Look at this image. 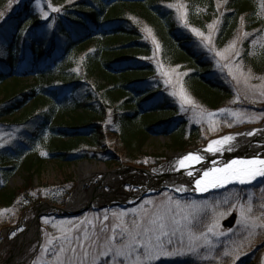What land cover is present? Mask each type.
Wrapping results in <instances>:
<instances>
[{
    "label": "trees",
    "instance_id": "16d2710c",
    "mask_svg": "<svg viewBox=\"0 0 264 264\" xmlns=\"http://www.w3.org/2000/svg\"><path fill=\"white\" fill-rule=\"evenodd\" d=\"M173 1L80 0L71 6L74 10L55 20L50 31L37 22L19 27L30 18V10L24 6L27 3L4 20L1 29L7 36L1 35L6 52L0 59V89L3 91L0 117L13 116L32 104L31 112L24 120L25 126L40 122L29 129L27 135L30 138L25 139L27 154L21 156L19 146L12 150L15 155L12 158L0 152V229L10 220L1 218L6 210L12 209L16 220L40 199L63 206V198L72 188V182L68 181L71 175L58 185H37L35 182V168L48 157L73 162L92 156L98 161L107 158L132 164L136 160L130 153L132 148L146 137L168 136L174 146L183 147L198 139L197 129H189L187 124L175 127L172 118L164 122L153 120L149 114L169 112L174 110V104L157 93H144L141 87L144 81L130 77L133 73H144L150 67L135 57L148 50L141 42L145 29H150L158 40L164 62L189 68L184 85L199 102L209 109H217L232 97L228 83L214 70V54L208 56L202 50L196 37L179 23L176 11L166 4ZM181 1L185 4L187 23L193 27L204 29L214 18L222 17L214 24L212 43L217 50H222L237 32L243 36L242 51L248 38L256 35L261 41L264 36V14L259 13L258 0ZM3 4L5 1L0 0V6ZM72 51L75 56L84 53L80 65L82 79L79 80H68V72L61 71V63L64 64ZM243 61L246 71L258 78L264 77V44L254 49L247 47ZM30 77L33 83L18 88L21 78ZM7 80L16 83L3 87ZM84 86L86 93L82 94ZM92 91L105 95L102 101L106 100L108 105L102 112L93 108L90 102ZM125 96L123 106L113 111L118 129L107 135L103 129L96 128V119L101 122L108 107ZM127 98L135 99V102L131 103ZM35 109L39 111L33 113ZM25 113L16 118L20 119ZM138 116L147 123L144 130L130 128ZM46 132L49 135L45 137ZM44 152L46 159L42 158ZM19 170L24 172L21 184L8 188V182ZM256 234L252 241L257 242V246L234 264L262 262L264 228ZM219 259L223 262V257ZM200 261L187 256L157 264H213L217 260ZM221 261L216 264H222Z\"/></svg>",
    "mask_w": 264,
    "mask_h": 264
},
{
    "label": "rangeland",
    "instance_id": "374dc122",
    "mask_svg": "<svg viewBox=\"0 0 264 264\" xmlns=\"http://www.w3.org/2000/svg\"><path fill=\"white\" fill-rule=\"evenodd\" d=\"M4 1L5 4L0 6V13H2L0 15V59L6 52L5 47L3 48L4 41L1 35H4V37L7 36V33L2 31L1 25L19 7H23L27 3L24 6H27L30 10V18L21 23L19 27L23 28L37 22L43 24V28L50 31L55 20L60 16L63 17L65 13L69 14V11L74 10L71 6L80 0ZM258 1L260 5L259 13L263 15L264 0ZM166 4L174 5L171 8L178 14L180 18L178 20L179 23L186 26L192 35L196 37L202 50L208 56L214 54V70L228 83L233 95L217 109H209L203 105L185 88L184 80L190 71L189 68L181 64L171 65L164 62L161 57L162 50L158 40L154 37L150 29H145L141 37V42L144 47L145 45L148 47V50L146 53L143 52L135 57L136 60L150 67L147 68L146 72L133 73L130 77L133 80L144 81L141 84L144 93H157L174 104V110H170L169 112H155L154 114H149L150 117L160 122L172 118L171 121L175 122L173 123L175 127L181 124H187L189 129H197L199 135L198 139L187 143L190 146L184 144V147L174 146L173 141L168 136H149L142 139L130 152L136 158L131 166L147 172L163 166L171 159V156L179 157L181 153L188 150H196L211 141L219 139L223 135L264 124V95H262L264 93V77L258 78V75L249 73L244 69L243 64L247 47L254 49L263 45L264 36L261 41L256 35L248 38L247 46L242 51L243 36L241 32H237L235 37L222 50H217L212 43L215 34L214 24L221 21L222 17L214 18L204 29L193 27L187 23L185 4L181 0H174ZM52 7L58 8L59 12L52 11ZM44 13L47 14V19L44 18ZM83 56L84 53L75 56L74 51H72L70 56L66 57V61H63L64 64L61 63V71L68 72L67 74H69L68 80L71 78H74V80L82 79L80 65ZM199 71L201 70L199 69ZM33 81L32 78H21L18 83V88L26 87L28 84L33 83ZM15 83L13 80H7L3 87ZM86 88L85 86L83 87L82 94L86 93ZM104 88H106L105 85ZM1 90L2 88L0 89V98L3 97V91ZM101 93L92 91L93 99H90V102L93 108L102 112L106 109L108 102L105 99V101H102L105 95L102 96ZM136 97L139 99V95H136ZM184 97L189 98L192 103H186ZM124 98L126 96L122 99H117L118 103H114L108 107L104 113L105 118L101 122L99 118L96 119V128L103 129L107 135L110 131L118 129L119 125L114 118L115 113L113 111H117L123 106ZM127 100L131 103L135 102V99L127 98ZM31 106L32 104H29L25 110L19 111L13 116L0 117V152L6 154L8 158L15 157L12 150L18 146L20 147L21 156L28 153V146L25 139L30 138L27 135L30 133L29 129L37 126L38 122H40L34 121L29 126H25L26 122L24 120L29 116ZM36 111L39 110L35 109L32 112L36 113ZM23 112H26L24 116L22 115L23 117L21 116L20 119L16 118ZM209 113L213 115L210 117ZM145 124L147 123L144 118L138 116L132 122L131 126L133 127L130 128H143L142 130H144ZM48 135L49 132H46L45 137ZM45 156L46 153H42L43 159H46L44 158ZM97 159L90 156V159L62 162L48 157L46 160H43L41 166L35 168V182L37 185H58L66 176L69 178V175H71V179L68 181L72 182L70 184L72 188L70 193L63 198L64 203L79 183L82 165L87 164L91 169L101 170L102 172L115 171L123 166H129L118 160L109 161L107 158H103L105 159L104 161H98ZM127 172L129 173L130 171ZM23 176L24 172L19 170L8 182V188L19 186ZM263 180L253 188L245 190L231 189L222 194L202 200L192 199L183 195L175 196L171 191L161 188L160 193L146 196L131 206L111 203L98 207H103L101 209H89L84 213L68 218L57 217L55 213L51 212L39 219V240L38 243L33 244L29 249L26 264H58L57 257L64 264H67L66 257L71 256V253L67 251L69 246L77 249V255L80 253L77 238H79V243L84 245L86 251L90 252L91 255H97L98 252L103 250L102 245L105 236L111 235V227L119 223L113 213H122V219L130 222L136 213L142 212L145 209L155 210L154 206H160L161 204L168 205L173 211L180 213L176 217L179 221V224L176 225V231L170 236L172 244L168 245V247L182 252L183 255H174L171 257L162 256L160 259L155 260L153 264H157L160 261L183 259L187 256L197 258L201 260L200 262L204 261L203 263L217 260L213 264L221 261L219 257H223L222 264H234L236 261L246 257L257 246V242L254 244L252 240L256 237V233L263 230V228L253 230L250 227V221L246 225L245 219L241 215L242 208L247 209L249 206L252 207V213L245 212V215L250 217V219L261 217L264 214V187H261L264 185ZM160 187L155 189L154 192L159 191ZM257 187L261 188L255 191ZM121 190L124 193L131 194L138 192V187L135 184L125 182L121 185ZM104 192L109 194V187H105ZM149 201L152 203H148ZM176 201L180 204L179 209H176L174 203H170ZM39 202L51 204L47 199L36 201L38 204ZM36 208L37 206L35 207L34 205L26 209V212L20 219L19 230L13 231L15 232L14 236L11 235L13 233L12 231L1 233L0 264H4L7 259L9 251L11 250L10 244L25 232V225L34 219ZM14 214L12 209L6 210L1 214L2 219H10L6 222L8 224L7 226L17 225L14 222L16 218ZM105 215L108 216L107 220L103 219ZM232 216H234V219L231 225L229 227L223 226V223L227 222ZM257 222L259 223V220ZM102 225L105 228L104 233H100V227ZM213 225H215L213 232H209L208 227ZM21 229L23 230L21 231ZM68 229H74V231L69 232ZM169 231L171 232V228ZM117 232H119L118 228ZM65 233L68 236L67 240L64 239ZM250 233L254 234L250 235ZM97 235L100 236L97 242L98 246L89 248V243L95 241ZM167 239L169 237H164L165 242ZM61 247L65 249L64 253L60 252ZM225 251L229 252L230 255L225 256ZM260 258L262 260L260 264H264V251L261 253ZM108 259L106 257H100V264H107ZM86 264H91V256H89Z\"/></svg>",
    "mask_w": 264,
    "mask_h": 264
},
{
    "label": "snow or ice",
    "instance_id": "6c2138e0",
    "mask_svg": "<svg viewBox=\"0 0 264 264\" xmlns=\"http://www.w3.org/2000/svg\"><path fill=\"white\" fill-rule=\"evenodd\" d=\"M168 6L173 7L174 5ZM49 7H51V5H49ZM52 11L59 12V9L52 7ZM0 15H2V13H0ZM44 18L47 19L46 13H44ZM193 31L195 30L193 29ZM246 35L245 33V36ZM262 95H264V93H262ZM184 101L189 104L192 103L187 97H184ZM212 115L213 114L209 113L210 117ZM253 134L254 133H249V135ZM234 139V136L229 135L214 140L208 145L206 151L215 153L220 150L219 146H223ZM200 160L201 157L198 154L190 153L177 162V170L180 167H185L187 161L199 162ZM187 175L192 176L193 173L188 171ZM257 177H264V159L232 160L230 164L222 169L204 171L203 176L195 180V190L203 192L207 191L210 187H224L233 182H238L240 184L251 183ZM179 190L186 191L187 189L181 187ZM148 203L152 202L149 201ZM170 203H174L176 209L180 208L178 201ZM154 207L155 210L145 209L142 212L136 213L130 222L122 219V213H113L119 223L111 227V235L105 236L102 245L103 250L98 252L97 255H91L90 252L85 250L84 245L79 243V238H77L80 253L77 255V249L69 246L67 251L71 253V256L66 257L67 264H86L89 256H91V264H100V257L109 258L107 264H153L155 260L160 259L162 256L171 257L174 255H183L182 252L168 247V245L172 244L170 236L176 231V225L179 224L176 217L180 215V213L173 211L170 206L164 204ZM245 212L252 213V207L249 206L247 209L242 208L241 210V215L244 217L246 225H248L250 221V227L253 230L256 228H264V214H262L261 217L250 219V217L245 215ZM103 219L107 220L108 216L105 215ZM258 220L259 223L257 222ZM214 227L215 225L209 226L208 231L213 232ZM117 228L119 232H117ZM170 228L171 232L169 231ZM22 230L23 229H21V231ZM68 231L72 232L74 229H68ZM104 232L105 228L102 225L100 227V233ZM251 234L254 233H250V235ZM11 235L14 236L15 232ZM164 237H169V239L165 242ZM64 239H68L67 233H65ZM99 239L100 236L97 235L96 240L89 243L88 247H97ZM49 243H51V241H49ZM45 251H47V249H45ZM60 252L64 253L65 249L61 247ZM224 255L228 256L230 253L225 251ZM57 261L58 264H64V262L59 260V257H57Z\"/></svg>",
    "mask_w": 264,
    "mask_h": 264
},
{
    "label": "bare ground",
    "instance_id": "6f19581e",
    "mask_svg": "<svg viewBox=\"0 0 264 264\" xmlns=\"http://www.w3.org/2000/svg\"><path fill=\"white\" fill-rule=\"evenodd\" d=\"M249 133L254 134L249 135ZM229 135L234 136L235 139L223 146H219L220 150L216 151V154L218 155L217 157L223 158L226 154L235 151H249L252 150L251 147L253 145L264 146V125L237 130ZM252 138H256L257 142L253 143L251 140ZM259 138L263 139V141H259ZM203 153L209 154L207 152ZM170 158L171 159L163 166L155 168L150 172L140 175L135 173L130 174V176L123 168L113 172H102L101 170L91 169L87 164L82 165L79 183L76 186V189L68 196L63 212L75 213L84 207L89 206L92 208H98L102 205H109L111 203L130 205L134 201L140 199L143 195L152 192L160 186V189L167 186L176 193L182 192L179 189L183 187L187 189L184 192H188L191 180L185 179L181 167L180 172H183V178L181 179L177 176V162L180 158L176 156H171ZM125 182L135 184L138 187V192L131 194L124 193L121 190V185ZM105 187H109V194L104 192ZM209 197H211V195L207 198ZM37 211L40 214H49L53 210L49 209L47 204L42 203L40 207L37 208ZM25 228V232L10 244L11 250L9 251L4 264L27 263V253L33 244L38 243L39 236L37 235V228L34 220L28 222L27 225H25ZM9 230L11 231V228L7 225L1 227L0 235L2 232H8ZM15 230L19 229L16 228L13 231Z\"/></svg>",
    "mask_w": 264,
    "mask_h": 264
},
{
    "label": "water",
    "instance_id": "95a60500",
    "mask_svg": "<svg viewBox=\"0 0 264 264\" xmlns=\"http://www.w3.org/2000/svg\"><path fill=\"white\" fill-rule=\"evenodd\" d=\"M57 212H58V216L59 217H70V216H76L79 214V212H76V213H66V212H63L62 209H59V208H54ZM233 219H234V216H232L227 222L223 223V226H230L231 223L233 222Z\"/></svg>",
    "mask_w": 264,
    "mask_h": 264
}]
</instances>
